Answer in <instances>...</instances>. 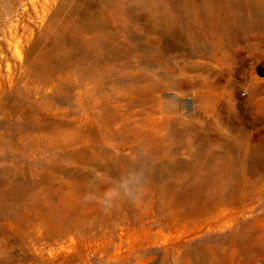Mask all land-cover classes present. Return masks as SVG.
<instances>
[{
	"label": "rangeland",
	"instance_id": "374dc122",
	"mask_svg": "<svg viewBox=\"0 0 264 264\" xmlns=\"http://www.w3.org/2000/svg\"><path fill=\"white\" fill-rule=\"evenodd\" d=\"M90 1L0 0V132L14 122L9 108L20 101L17 120L21 137L16 158L0 146V264H184L180 256L192 247L213 248L211 264H264V184L256 186L258 192L252 195L251 189L248 193L237 191L240 197H256L254 210L242 217V210L237 215L228 209L219 214V219L206 222L211 228L203 225L200 229L192 219L168 223L159 212L151 215L147 211L146 205L160 202L151 194L142 198L141 206L131 209L123 205L120 184L114 187L118 192L104 190L103 197L79 196L72 190L73 183L48 176L45 171L52 159V140L48 135H39L37 129L45 120L70 124L82 119L89 130L87 144L114 156L153 164L157 161L148 155L145 145L163 152L176 142L180 149L185 148L194 137L190 151L175 153L179 162L196 163L200 155L203 163L214 153L219 158L226 155L235 174H239L238 159L248 148H264V47L253 50L256 39L264 40V12L260 20L248 11L236 13V34L248 38L233 48L238 57L223 58L209 34L208 63L170 51L156 56L150 73L154 101L139 105L142 97L136 94L133 84L140 61L128 51L141 46L134 43L140 32L131 22L132 34H138L133 37L117 30L115 34L129 44L125 47L115 42L113 46L126 61L105 63L106 72L91 75V81L80 79L79 72H67L70 82L60 79L64 66L59 61L65 55L75 50L103 55L91 46L90 36L79 30L78 16ZM200 31L202 38L206 31L202 27ZM180 32L185 35L187 31L173 24L167 39L163 41L157 34L152 39L156 46H164ZM141 35L146 36L145 31ZM190 62L207 64L222 73L219 85L208 86L200 69L185 72L175 68ZM188 76H194L196 83L183 95L180 87L171 86L167 80ZM203 95L206 99L200 101ZM103 111L107 116L110 111L117 114L110 116L113 123L106 128L101 121ZM221 118H236L240 123H233V127L221 123ZM196 140L203 141V147L199 148ZM229 148L233 151L223 153ZM12 167L18 169L16 176L8 173ZM93 175L99 179L101 173L93 169ZM7 183L20 188L15 197L7 194ZM249 203L246 200L241 206ZM250 223L258 226L251 231L248 246L242 247L237 229ZM231 237L237 241L233 245L228 242L229 246L226 242Z\"/></svg>",
	"mask_w": 264,
	"mask_h": 264
},
{
	"label": "bare ground",
	"instance_id": "6f19581e",
	"mask_svg": "<svg viewBox=\"0 0 264 264\" xmlns=\"http://www.w3.org/2000/svg\"><path fill=\"white\" fill-rule=\"evenodd\" d=\"M173 11L174 13L178 12V14H174ZM240 11L251 12L257 16V19L262 18L264 0H91L88 8L78 16V21L81 22L79 30L90 36L91 46L103 51V55L101 57L93 56L88 52L81 54L80 50H75L71 55H65L59 61L60 65L64 66L60 79L65 83L70 82V76L67 72L70 74L79 72L81 74L80 79L91 81V75L106 72L105 63H111L112 60L117 62V59H121L122 62L126 61L127 58L122 55V52L113 46L117 42L120 46L128 47L129 43L124 38H119L115 32L121 30L126 35L132 34V23L138 26L136 29L140 32L139 39L135 40L134 38V43L141 44L139 48L135 45V48H130L128 51L129 55L136 56L140 61L138 75L137 77L134 76L136 81L132 84L136 94L142 97V99H138L141 100L139 105L153 103L154 99L150 91L153 87L150 73H153L152 65L155 57L160 56L162 52L170 51L180 54L184 58H200L203 63H208L211 58L206 41H209L210 38L219 52H222L223 58H235L237 55H234L233 48L245 43L248 39L244 36L238 38L236 34L235 16ZM261 22L264 23V20L261 19ZM173 24L184 27L187 31L186 34L177 33L171 43L156 46L152 37L157 34L164 41L167 39V33ZM144 25L145 28H139ZM201 27L206 31L202 38L200 36ZM142 30L145 31L146 36L141 35ZM132 35L133 37L136 36L135 33ZM251 39L255 40L253 37ZM253 46V50L259 49L261 46L264 47V40L261 42L256 39ZM84 66L87 69L83 70ZM175 68L185 72L200 69L204 73V81L208 86L219 85L221 80L222 73L213 71L207 67V64L200 65L197 62H190L183 67L175 65ZM167 80L171 86L180 87L181 90L179 91L182 95L193 90L196 83L194 76L170 77ZM223 81L229 83L226 79ZM67 88L68 86L63 87L62 91ZM199 98L200 101H205L206 95L199 96ZM19 104L20 101H17L9 108V113L14 122L5 125L0 132V146H4V150L7 152L10 151L14 158L17 157L21 142L20 123L17 120L20 113ZM108 115L116 117L117 114L110 111ZM110 116H107L106 111H103L101 116L103 127L106 128L113 123ZM220 122L230 124L233 127V123H240L239 119L236 118H227L226 120L221 118ZM37 129L39 135L46 137L48 135L52 140V159L45 171L48 176L64 178L73 183L72 190L76 191L78 195L91 197H103L105 195L104 190H115V185L120 184L119 191L121 194H119L124 199L123 205L131 209L134 206H141L142 198L151 194L160 202L146 205L147 211L151 215L159 212L168 223H181L192 219L200 229L205 226L211 228V225H205L206 222L210 224L212 219H219V214L228 209L237 215L242 210L239 214V217H242L245 213L254 210L253 204L256 197H240L239 194H236L237 191L248 193L247 190L251 189L252 195L258 192L256 186L264 184V148L261 149L259 146L248 148L244 156L238 159L241 166L239 174L236 175L234 165L230 163L231 160L226 155L219 158L214 153L203 163H200L203 160L200 155L197 156V160L194 159L196 163H193L192 160L190 161L192 163L179 162L178 155L176 156L175 153L178 150L190 151L195 143L194 137L188 140L185 148L180 149L179 142H176L173 147L170 144L166 146L163 152H158L160 148L157 149L155 146L145 145L144 148L148 155L157 161L156 164H153L143 163L138 158L130 159V156H114L104 152V150H98L94 144H87L86 139L89 130L83 124L82 119H75L70 124L61 120L50 122L45 120L38 124ZM119 129L123 132L122 128ZM234 130L235 134L239 135L236 127ZM58 139H61L59 146L56 144ZM196 141L200 145L199 148L203 147V141ZM230 151L233 150L229 148V150H223V153ZM16 168L12 167L8 173L16 176L18 173ZM93 169H97L101 173L99 179H94ZM7 185V194L15 197L20 188L10 183ZM246 200H249L250 203L241 206ZM168 201H173V203L169 204ZM257 223H250L246 228L236 230L238 235L242 237L240 241L242 247L248 246L251 235H253L251 231L258 226ZM231 238L226 243L230 242L233 245L237 239ZM214 257L213 248L192 247L185 250L180 259L183 260L184 264H211Z\"/></svg>",
	"mask_w": 264,
	"mask_h": 264
}]
</instances>
